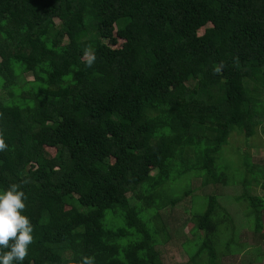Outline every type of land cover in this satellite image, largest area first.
Listing matches in <instances>:
<instances>
[{"label": "trees", "instance_id": "obj_1", "mask_svg": "<svg viewBox=\"0 0 264 264\" xmlns=\"http://www.w3.org/2000/svg\"><path fill=\"white\" fill-rule=\"evenodd\" d=\"M260 127L264 0H0V190L25 194L23 264H164L186 174L205 187L187 264H264V161L225 153ZM231 183L248 246L206 188Z\"/></svg>", "mask_w": 264, "mask_h": 264}, {"label": "rangeland", "instance_id": "obj_2", "mask_svg": "<svg viewBox=\"0 0 264 264\" xmlns=\"http://www.w3.org/2000/svg\"><path fill=\"white\" fill-rule=\"evenodd\" d=\"M202 32L203 29L199 31V33ZM228 146H230L231 149L229 151H225L226 155L230 151L238 150L239 152H247L251 162L253 163L264 161L263 127L258 128L257 134L247 140V143L246 138L242 133L234 131L229 138ZM50 152L53 153V150H51ZM232 161L234 162V164H231V171H233L234 167L238 165L236 158L232 159ZM234 177L236 178V174L234 175ZM184 178L185 182L182 185L174 186L171 181L166 187L169 188V186H172L170 190L175 191L176 189L177 194L182 195L183 191L188 187L186 185V182H189L190 189H193V192L187 194L186 196L182 195V197L184 196V198L180 201L179 206L174 207L173 209H167L162 214V218L166 223L167 230L168 232H170L171 237L168 243H164L163 241L160 245L164 264H187L188 256L186 255L184 248L180 246V243H182L184 240H192L193 238H195L193 234H191V228L194 227V223L191 220L193 218V215H191L192 212L190 210H194L195 207L193 206L196 204V202L193 203L192 195L196 193L195 196H198V194L199 196H202L205 193V187H200L199 181L201 182L202 179L193 180L190 174H186ZM196 186L197 189L194 190ZM209 187L213 192H215V194L217 193L219 195V204L224 207L232 216L233 225L237 234L236 241L239 240L240 243H245L246 246L253 243L254 238H251L253 237V235L249 226L250 222L246 219L245 215V205L244 203L239 202L235 199V196L240 193L239 187H237L235 183L228 184L223 189H221V187L216 188V186H208L206 188ZM169 192L170 191H168L167 193ZM199 205L201 207L203 206V204ZM218 246L221 247L222 250H224L223 243H219ZM244 249L242 252L224 251V253H221L219 251V254L221 255L219 256V259L223 262V264H242L248 257L247 253L250 252V249L248 251H245ZM198 260L201 261V259L199 258ZM204 262L205 264H207L206 261Z\"/></svg>", "mask_w": 264, "mask_h": 264}, {"label": "clouds", "instance_id": "obj_3", "mask_svg": "<svg viewBox=\"0 0 264 264\" xmlns=\"http://www.w3.org/2000/svg\"><path fill=\"white\" fill-rule=\"evenodd\" d=\"M6 147L0 140V151ZM25 208V194L18 185L0 190V264H23L28 255L34 229L30 218L24 214ZM84 264H92V261L85 259Z\"/></svg>", "mask_w": 264, "mask_h": 264}]
</instances>
